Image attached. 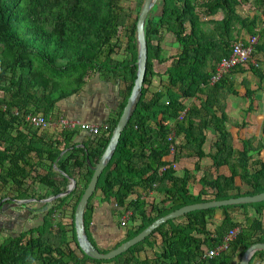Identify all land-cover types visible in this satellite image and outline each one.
<instances>
[{"label": "trees", "instance_id": "trees-1", "mask_svg": "<svg viewBox=\"0 0 264 264\" xmlns=\"http://www.w3.org/2000/svg\"><path fill=\"white\" fill-rule=\"evenodd\" d=\"M120 1L0 0V146L5 145L0 147V193L12 183L17 200L23 199L27 196L25 182L29 180L30 189L37 184L46 194L35 192L28 197L42 199L63 194L68 181L65 177L61 181L55 179L58 171L76 184L69 194L52 200L36 226L8 236L0 228V264H239L249 246L264 243L262 201L188 212L163 223L144 240L110 260L89 258L79 249L74 211L92 176L90 166L97 164L107 146L136 78V22L140 8L128 23L130 16ZM239 5L254 15L240 17L236 12ZM215 15L220 17L215 19ZM263 16L264 0L156 1L144 24L147 61L141 95L88 200L85 230L93 211L91 199L97 192L102 201L113 200L117 220L122 214L128 216L127 223L121 226L126 228L125 237L113 248L157 218L185 205L264 192V162L251 161L250 153L256 147L252 144L254 139L241 137L244 122L235 124V138L242 143V150L238 151L233 149L232 134L224 125L229 121L226 98L235 95L251 99L254 93L246 81L243 90H236L231 77L250 71L260 82L264 79L258 66L264 62ZM242 30L257 39L250 57L212 81L218 65L230 57L233 45L241 42ZM163 33H170L172 44L177 47V53L170 57L162 55ZM122 34L127 39L125 50L130 58L118 60L112 55ZM242 43L246 46L248 41ZM168 61L160 75V89L148 98L152 78L157 74L155 65ZM92 72L123 83L124 100L115 118L106 123L107 131L94 136L84 149L70 145L74 134L67 129L59 128L57 134L61 135L53 141L39 135L38 129L44 127H35L27 117L42 115L48 120L56 103L76 93ZM190 98L202 101L188 107L183 100ZM207 128L216 137L212 145L215 151L210 154L213 168L217 171L222 165L228 166L230 174L213 177L205 173L198 180L202 189L193 196L188 190V183L194 180L191 173L185 170L178 176L173 165L181 159L205 156L202 145ZM12 131L16 134L12 135ZM179 136L183 139L176 142ZM65 150L69 151L65 154ZM62 153L65 155L58 160ZM32 155L45 156L44 160L49 162L44 166L45 173L36 177ZM252 164L258 168L250 173ZM198 165L197 162V171ZM237 178L240 184L236 183ZM152 191L164 194L160 203L145 199ZM2 200L0 195V208L4 209ZM246 206L254 207L259 217L245 215L235 220L228 212L229 208ZM217 210L221 211L220 223L211 230L208 226L213 225ZM235 227L240 230L226 241V249L203 257L206 250L221 246ZM156 236L160 240L159 250L151 257L145 247L155 245ZM99 250L107 253L111 249ZM263 255L264 251L255 252L249 264L254 257Z\"/></svg>", "mask_w": 264, "mask_h": 264}, {"label": "crops", "instance_id": "crops-1", "mask_svg": "<svg viewBox=\"0 0 264 264\" xmlns=\"http://www.w3.org/2000/svg\"><path fill=\"white\" fill-rule=\"evenodd\" d=\"M236 12L242 18L251 17L254 15V12L247 10L244 6H237ZM220 17L219 15H215V19ZM264 17V16H263ZM264 27V23L262 24ZM250 36L242 30L240 33L239 41H248ZM166 50V49H165ZM177 53L176 45H173V52L171 55ZM162 55L167 57V54H164L162 51ZM170 57V56H168ZM169 61L164 65H155V70L157 74L152 78V84L149 88V92L156 90V86L159 85L160 75L163 74L166 67L168 66ZM264 74V62L259 63L258 65ZM100 73L92 72L86 76L84 83L80 86V89L61 100H59L55 108L53 110V115L48 118V125L44 128L38 129L37 133L47 138V140H55L59 135L57 134L60 128L59 121L61 119L77 122L79 124H94V125H102L110 121V119L115 118L121 103L124 100V87L123 83L120 80L113 79L111 77H105ZM163 80L166 79V76H161ZM233 81L234 88L236 90H243L242 87L243 81L249 83V87L251 90H254L252 98H244L238 97L235 95H229L225 100V113L229 118V121L225 122V128L232 134L233 143L232 147L234 150H242L241 141L235 138L237 133V129L235 124H242L244 122L243 128L240 130L241 137L244 139H254L253 146L256 147L251 154V161L261 160L264 162V79L260 82L259 78L254 76L250 71H246L243 73H236L231 77ZM260 83V87H259ZM1 94V93H0ZM149 93L147 94V96ZM201 99H204V96H200ZM199 98H190L184 99L183 103L186 106H190L193 104L199 105L202 101ZM251 106V108L249 107ZM250 108V109H249ZM77 124L74 128L67 129L68 132H72L74 135L69 142L70 145H74L76 149H84L85 146H89L91 144L94 135H92L89 131L85 129H81V127ZM235 126V127H234ZM15 131H12V135H15ZM102 134V133H101ZM215 133L211 128H207L204 131V143L202 145V150L205 153L201 159H197L196 157H190L181 159L174 163V169L178 176H182L185 170H188L191 173V176L194 180L188 183L189 193L193 196H197L199 191L202 189L198 180L205 174H212L213 177L216 175H229L230 170L228 166H220L217 171L213 168V161L210 157V154L215 151V148L212 146L215 138ZM183 138L179 136L176 139V142H180ZM5 145H1L3 147ZM71 148V147H70ZM69 151V150H68ZM65 150V154L68 152ZM64 154V155H65ZM63 153L58 157V160L64 156ZM45 157V156H44ZM43 158H37L35 156H31V162L35 166V172L33 173V177H36V174L45 173V165H48L49 162L45 161ZM38 161V164H37ZM198 162L199 169L196 170V163ZM46 163V164H45ZM7 165V163L5 164ZM258 168L257 164H252L250 166V173L255 171ZM55 175V179L61 181L63 177L67 179L68 186L71 184L72 178H67V175L63 172H57ZM237 184H240L239 179L237 178ZM32 182L27 180L25 182L24 188H27V196L23 199L17 200V191L12 183L7 184L1 191L0 195L3 197V203L5 204V208H0V228H3V234L5 236L15 235L22 230H25L30 227L36 226L40 222V218L43 211L47 210L51 206V202L46 201V199L52 197L51 195L46 196L42 199L37 197H28L35 192L38 194H46V190L42 187H39L37 184L29 188ZM35 190L34 191V188ZM66 188V189H67ZM146 200L150 203H160L164 198V194L156 191L149 192L147 196H145ZM129 198H132L130 196ZM144 198V197H143ZM12 200L16 201L13 202ZM92 203V215L90 222L87 225L86 232L91 242L96 245L99 249H101V244H105L107 242L112 246V249L117 243L121 242L126 233V228H121V220L124 219L127 223L128 216L125 219L126 214H122L121 217L117 220L116 217V206L113 200L109 203L101 200V194L96 193L94 197L91 199ZM220 208V207H218ZM70 209V208H69ZM241 212L243 214H238L232 216L235 220H241L244 218V213L247 217L254 218L258 215L254 211L252 207H248L249 212H245L244 207H240ZM67 214L70 213L68 209ZM9 213V214H8ZM30 216L33 219L29 221L28 224L27 217ZM259 217V216H258ZM18 219V220H17ZM25 219V222L23 221ZM221 219V211L217 210L214 218L211 223L213 225H209V229H213L214 225H218ZM260 219L264 222V213L260 217ZM17 220V221H16ZM129 225V223H128ZM119 227L121 229H119ZM121 231V235L117 236V232ZM156 244L153 246H146V254L148 256L153 257L154 251L159 250L160 240L159 237L156 236L154 238ZM73 246V245H72ZM144 252V251H143ZM145 253H142V255ZM259 262L264 261V255L261 257H257Z\"/></svg>", "mask_w": 264, "mask_h": 264}, {"label": "water", "instance_id": "water-1", "mask_svg": "<svg viewBox=\"0 0 264 264\" xmlns=\"http://www.w3.org/2000/svg\"><path fill=\"white\" fill-rule=\"evenodd\" d=\"M157 0H143L139 14L137 17L136 22V43H137V57H136V78L134 80L133 86L131 88L130 94L126 100V103L123 107L122 113L113 128L112 135L108 141L107 146L105 147L99 161L96 165L90 166L93 173L92 176L83 190V193L76 205L74 211V230L76 234V240L79 249L89 258L96 259V260H110L126 252L129 248L136 245L137 243L144 240L148 237L156 228H158L163 223L167 222L168 220H172L176 217L182 216L187 214L188 212L194 210H201V209H209V208H218L222 206H229V205H241V204H251V203H258L264 201V192L253 195V196H241L236 198H230L225 200H217V201H208L202 203H196L191 205H185L179 209H176L162 217L157 218L153 221L150 225L144 228L141 232H139L134 237L126 240L125 242L121 243L117 247L109 250L107 253L101 252L97 247H95L88 239L85 225H84V211L86 205L88 203L89 198L92 196L96 189L97 181L102 173L103 169L109 163L116 146L119 141V137L122 131L125 129L132 113L135 110V107L139 101L141 95V89L143 84V79L146 70V61H147V44L144 35V24L147 18L149 11L155 5ZM88 162V160H87ZM89 164V162H88ZM74 179L71 180L70 186L65 190L63 194L52 196L46 199L47 203L51 202L57 197H63L71 192V190L75 187ZM13 202H16L12 200ZM257 251H264V243H255L249 246L243 254L240 256L239 264H249L250 257Z\"/></svg>", "mask_w": 264, "mask_h": 264}, {"label": "built area", "instance_id": "built-area-1", "mask_svg": "<svg viewBox=\"0 0 264 264\" xmlns=\"http://www.w3.org/2000/svg\"><path fill=\"white\" fill-rule=\"evenodd\" d=\"M256 42V38L252 37L249 41V44L246 46L243 45L242 42H237L233 45V50L230 55V57L227 60H223L217 67V73L213 77L212 81L217 80L222 74L226 73L229 68L233 67L237 63H244L251 54L252 51V44ZM27 120L29 123L34 125L35 127H45L48 125V120H46L45 117L42 115H33L27 117ZM77 124V122L68 121L61 119L59 121L60 129H70L74 128ZM81 129H85L89 131L92 135L98 136L101 133H105L107 131L108 125L102 124V125H94V124H79ZM174 166V165H173ZM127 215L125 216L126 219ZM126 224V221L124 219L121 220V225L124 226ZM239 228L235 227L232 230L229 231L227 236L225 237V242L219 246L217 249H210L206 250L203 257H212L214 255H217L219 251L224 250L227 248V242L232 237L235 236L237 232H239Z\"/></svg>", "mask_w": 264, "mask_h": 264}, {"label": "rangeland", "instance_id": "rangeland-1", "mask_svg": "<svg viewBox=\"0 0 264 264\" xmlns=\"http://www.w3.org/2000/svg\"><path fill=\"white\" fill-rule=\"evenodd\" d=\"M142 2H143V0H121L120 1V5L124 8V10L130 16L128 23L132 22L133 18L136 16V14L138 12V9L140 8V6L142 4ZM126 40L127 39H126L125 35L122 34L121 39L119 41H116L114 54L112 55L114 58H116L118 60H122V59H125V58L126 59L130 58V54L125 50ZM113 42L115 43V41H113ZM172 42H173L172 35L170 33H163V36H162V38L160 40V46H161V49H162L163 53L167 54L168 56H172L171 55V53L173 52V44H172ZM105 77H107V75L104 76L103 78L105 79ZM150 88H152V87L150 86ZM159 89H160V85H157L156 86V90H159ZM153 91H155V90H153ZM153 91L149 92V95L147 96L148 98L151 97V93ZM229 206H231V205H229ZM248 207H252V206L244 207L245 212H249ZM252 208L254 209V207H252ZM254 211H255V209H254ZM228 212H230L231 216L238 215V214H241V213L243 214V212H241L240 207L229 208ZM244 216H245V213H244ZM31 219H33V218L30 217V216L27 217L28 224H30L29 221H31ZM23 221L25 222V219ZM119 223H120V220H119ZM119 226H122V225H119ZM119 229H121V228L119 227ZM121 234H122L121 231L117 232V236H120ZM111 247L112 246H110V244L105 242V244L104 243L101 244L100 248L102 250H106V249H110ZM258 260L259 259L257 257H254V259L252 261V264H264V261L262 262L263 259L260 262Z\"/></svg>", "mask_w": 264, "mask_h": 264}, {"label": "clouds", "instance_id": "clouds-1", "mask_svg": "<svg viewBox=\"0 0 264 264\" xmlns=\"http://www.w3.org/2000/svg\"><path fill=\"white\" fill-rule=\"evenodd\" d=\"M251 38H252V37H251ZM251 38H250V39H251ZM250 39L248 40V44H249ZM256 40H257V39H256ZM252 45H253V44H252Z\"/></svg>", "mask_w": 264, "mask_h": 264}, {"label": "flooded vegetation", "instance_id": "flooded-vegetation-1", "mask_svg": "<svg viewBox=\"0 0 264 264\" xmlns=\"http://www.w3.org/2000/svg\"><path fill=\"white\" fill-rule=\"evenodd\" d=\"M8 214H9V213H8ZM17 220H18V219H17ZM17 220H16V221H17Z\"/></svg>", "mask_w": 264, "mask_h": 264}]
</instances>
